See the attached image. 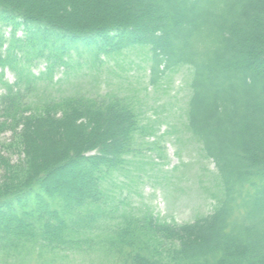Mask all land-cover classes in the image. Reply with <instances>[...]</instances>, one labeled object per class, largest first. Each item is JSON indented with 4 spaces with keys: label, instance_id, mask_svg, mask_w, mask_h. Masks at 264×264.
I'll list each match as a JSON object with an SVG mask.
<instances>
[{
    "label": "trees",
    "instance_id": "obj_1",
    "mask_svg": "<svg viewBox=\"0 0 264 264\" xmlns=\"http://www.w3.org/2000/svg\"><path fill=\"white\" fill-rule=\"evenodd\" d=\"M0 258L102 255L110 264H264V0H0ZM20 35L18 36V34ZM142 47L150 83L191 70L188 133L212 160L221 199L191 223L137 215L113 179L149 136L125 98L35 99L72 56ZM35 59L45 71L35 77ZM87 60V59H86Z\"/></svg>",
    "mask_w": 264,
    "mask_h": 264
},
{
    "label": "rangeland",
    "instance_id": "obj_2",
    "mask_svg": "<svg viewBox=\"0 0 264 264\" xmlns=\"http://www.w3.org/2000/svg\"><path fill=\"white\" fill-rule=\"evenodd\" d=\"M8 31L6 28L0 34L7 38ZM45 65L35 59L29 70L38 77ZM1 72L3 82H15V73L9 67ZM190 76L188 67L179 66L151 84L150 54L142 47L96 59L73 55L66 68L37 81L33 98L112 94L132 103L143 126L152 128L147 129L150 135L138 147L139 154L129 158L128 172L113 179L112 199L137 215L147 212L169 224L183 225L211 213L222 195L212 160L205 157L202 144L186 129ZM10 141V132L0 134V153L16 162L18 154L5 150ZM3 261L0 258V264ZM9 261L4 264H110L102 255L68 257L61 253L33 256L26 262Z\"/></svg>",
    "mask_w": 264,
    "mask_h": 264
}]
</instances>
